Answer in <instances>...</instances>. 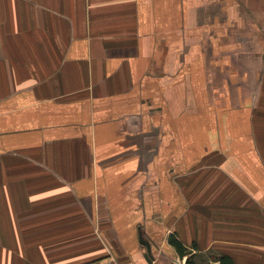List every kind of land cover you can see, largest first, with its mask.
<instances>
[{
    "label": "crops",
    "instance_id": "crops-1",
    "mask_svg": "<svg viewBox=\"0 0 264 264\" xmlns=\"http://www.w3.org/2000/svg\"><path fill=\"white\" fill-rule=\"evenodd\" d=\"M161 233L264 264V0H0V264Z\"/></svg>",
    "mask_w": 264,
    "mask_h": 264
},
{
    "label": "rangeland",
    "instance_id": "rangeland-1",
    "mask_svg": "<svg viewBox=\"0 0 264 264\" xmlns=\"http://www.w3.org/2000/svg\"><path fill=\"white\" fill-rule=\"evenodd\" d=\"M211 102H214V99H211L210 103ZM164 234L166 235L165 237L166 239H160L162 238L161 236H163ZM164 234L161 233L158 236L154 235L155 237V239H153L154 242H152V240L150 241L153 243V248L151 250L152 251L151 258L153 260L151 264H188L189 261L193 264H212V263L219 264L217 259L220 254H223L220 251L215 249L203 250L197 247V245L194 243L184 245V243L179 239L182 242L185 250V254L183 256H180L175 246H173L170 242L171 238L174 237L177 238L176 235L166 234V233ZM143 249L144 247L142 248V250ZM112 257L118 261L120 260L126 261V258L121 256H112ZM231 258L234 262H236L232 256ZM138 261H139L138 263L132 262V264H149L147 263L146 260L143 259V257H139Z\"/></svg>",
    "mask_w": 264,
    "mask_h": 264
},
{
    "label": "trees",
    "instance_id": "trees-1",
    "mask_svg": "<svg viewBox=\"0 0 264 264\" xmlns=\"http://www.w3.org/2000/svg\"><path fill=\"white\" fill-rule=\"evenodd\" d=\"M170 242L173 246H175L180 256H183L185 254L184 246L179 239L174 237L170 239ZM217 261L219 262V264H238L234 262L232 258L227 254H220ZM188 264H193V263L189 261Z\"/></svg>",
    "mask_w": 264,
    "mask_h": 264
},
{
    "label": "built area",
    "instance_id": "built-area-1",
    "mask_svg": "<svg viewBox=\"0 0 264 264\" xmlns=\"http://www.w3.org/2000/svg\"><path fill=\"white\" fill-rule=\"evenodd\" d=\"M88 264H122V263L118 260H115L111 255H109L105 258L90 262ZM212 264H217V263H212Z\"/></svg>",
    "mask_w": 264,
    "mask_h": 264
},
{
    "label": "water",
    "instance_id": "water-1",
    "mask_svg": "<svg viewBox=\"0 0 264 264\" xmlns=\"http://www.w3.org/2000/svg\"><path fill=\"white\" fill-rule=\"evenodd\" d=\"M140 242L143 243L146 247V252L143 254L144 255V258L146 259V261L151 264L152 263V260H151V251H150V244L148 241L146 240H143V239H140Z\"/></svg>",
    "mask_w": 264,
    "mask_h": 264
}]
</instances>
